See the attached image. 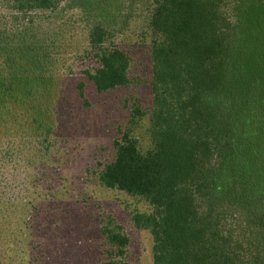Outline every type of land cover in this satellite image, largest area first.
Returning a JSON list of instances; mask_svg holds the SVG:
<instances>
[{"label": "trees", "instance_id": "trees-1", "mask_svg": "<svg viewBox=\"0 0 264 264\" xmlns=\"http://www.w3.org/2000/svg\"><path fill=\"white\" fill-rule=\"evenodd\" d=\"M63 1L4 2L28 14ZM148 29V103L134 100L130 121L148 117L150 148L142 151L130 130L121 133L98 181L151 207L131 222L149 232L153 264H264V78L242 84L248 43L264 29V0H151ZM111 37L101 22L88 29L99 66L86 76L98 91L130 83L129 59ZM1 42L3 110L18 93L16 79H4ZM16 154L0 135V167ZM7 189L0 192V264H17L24 221ZM100 235L104 264H130L121 225L108 216Z\"/></svg>", "mask_w": 264, "mask_h": 264}, {"label": "rangeland", "instance_id": "rangeland-1", "mask_svg": "<svg viewBox=\"0 0 264 264\" xmlns=\"http://www.w3.org/2000/svg\"><path fill=\"white\" fill-rule=\"evenodd\" d=\"M4 1L3 76L16 79L11 90L18 94L3 101L0 135L17 154L0 167V192L7 185L15 194L24 221L15 261L104 264L108 248L100 228L110 216L130 239L126 261L153 264L149 232L131 222L134 212L151 207L98 181L121 133L130 130L142 151L150 148L148 117L131 124L130 112L134 100L148 103L151 0H64L28 14L12 12ZM97 21L129 59L127 86L98 91L86 76L99 66L88 44V29ZM248 47L242 84L264 78V29Z\"/></svg>", "mask_w": 264, "mask_h": 264}]
</instances>
